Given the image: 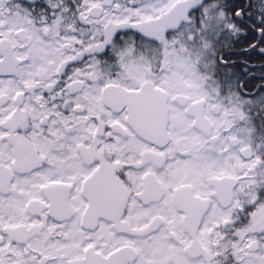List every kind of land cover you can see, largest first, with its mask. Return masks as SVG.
I'll use <instances>...</instances> for the list:
<instances>
[{
  "label": "snow or ice",
  "instance_id": "snow-or-ice-1",
  "mask_svg": "<svg viewBox=\"0 0 264 264\" xmlns=\"http://www.w3.org/2000/svg\"><path fill=\"white\" fill-rule=\"evenodd\" d=\"M0 264H264V0H0Z\"/></svg>",
  "mask_w": 264,
  "mask_h": 264
}]
</instances>
